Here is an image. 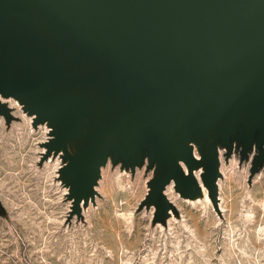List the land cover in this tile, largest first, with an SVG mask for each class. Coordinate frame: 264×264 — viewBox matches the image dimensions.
I'll list each match as a JSON object with an SVG mask.
<instances>
[{
	"label": "water",
	"instance_id": "water-1",
	"mask_svg": "<svg viewBox=\"0 0 264 264\" xmlns=\"http://www.w3.org/2000/svg\"><path fill=\"white\" fill-rule=\"evenodd\" d=\"M0 95L52 123L73 210L112 150L142 147L148 204L194 192L198 169L215 199L219 146L264 162V0H0Z\"/></svg>",
	"mask_w": 264,
	"mask_h": 264
},
{
	"label": "rangeland",
	"instance_id": "rangeland-1",
	"mask_svg": "<svg viewBox=\"0 0 264 264\" xmlns=\"http://www.w3.org/2000/svg\"><path fill=\"white\" fill-rule=\"evenodd\" d=\"M0 102V264H264V162L255 167V146H219L216 198L198 169L191 194L166 186V210L147 203V148L135 163L112 150L93 197L73 210L65 150L48 151L52 123H34L13 97Z\"/></svg>",
	"mask_w": 264,
	"mask_h": 264
}]
</instances>
